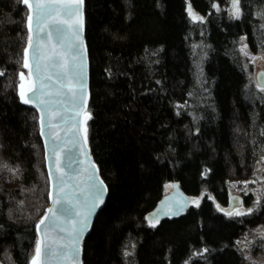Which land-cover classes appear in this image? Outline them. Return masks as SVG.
Instances as JSON below:
<instances>
[{
    "label": "trees",
    "instance_id": "trees-1",
    "mask_svg": "<svg viewBox=\"0 0 264 264\" xmlns=\"http://www.w3.org/2000/svg\"><path fill=\"white\" fill-rule=\"evenodd\" d=\"M84 3L87 136L109 192L83 264H246L237 239L264 227V199L236 217L216 205L264 154V92L239 51L241 37L252 52L264 44V0H241L239 19L231 0ZM28 14L21 0H0V264H31L50 205L39 116L18 94ZM172 182L198 206L150 223Z\"/></svg>",
    "mask_w": 264,
    "mask_h": 264
},
{
    "label": "water",
    "instance_id": "water-1",
    "mask_svg": "<svg viewBox=\"0 0 264 264\" xmlns=\"http://www.w3.org/2000/svg\"><path fill=\"white\" fill-rule=\"evenodd\" d=\"M36 2L30 0L32 8L25 5L31 17L24 54L28 76L22 75L18 90L21 102L39 116V135L50 182V205L40 219L44 223L39 221V228L36 225L35 249H41L40 264H83L85 239L109 192L87 136L91 113L85 3L40 0L49 5L51 13L38 20ZM65 9H71L73 14L67 15ZM262 73L264 70L256 75L259 88L264 87ZM24 99L29 103H24ZM170 187L172 191L163 195L147 215L150 223L176 218L190 209L192 198L178 182H172ZM242 203L240 196L233 195L225 211L238 210Z\"/></svg>",
    "mask_w": 264,
    "mask_h": 264
},
{
    "label": "rangeland",
    "instance_id": "rangeland-1",
    "mask_svg": "<svg viewBox=\"0 0 264 264\" xmlns=\"http://www.w3.org/2000/svg\"><path fill=\"white\" fill-rule=\"evenodd\" d=\"M192 13L200 17L197 13L193 11ZM197 21H203V20L197 19ZM245 45L247 47H245ZM241 49H244V51L248 52L249 55L245 56L244 53L241 51ZM239 51L241 53L242 62H244L246 73L248 74L249 83L252 84L254 87L259 88L258 84L256 83V75L258 71L264 70V44L261 46L258 52H252V50L249 49L247 41L245 39L243 40L241 39L239 45ZM23 74H25L26 77L28 76V72L25 69V65H24V70H22L20 74V78H19L20 85L22 84L21 77ZM185 106L187 107V105ZM262 156H264V154H262L257 160L258 162L253 171L254 173L248 179L228 182V190H227L228 200L231 196L237 195L240 196L243 201L241 207L235 211L248 213V209L251 208L252 212H254L261 206V202L264 199V159H261ZM244 181H255V182L245 184L243 183ZM165 187H166L165 189L166 193L172 191V187H170V185H166ZM245 199H247L249 205H245L244 203ZM193 201L194 200H192V203H194ZM227 206L228 204L224 206H220L219 204L216 205L218 210L222 211L224 214L227 213L225 211V209L228 208ZM235 211L228 212L233 214L227 216L236 217L237 215L234 214ZM251 213H248L246 215H250ZM237 240H238L237 248L242 253L246 264H264V227L263 226L255 225L247 228Z\"/></svg>",
    "mask_w": 264,
    "mask_h": 264
},
{
    "label": "snow or ice",
    "instance_id": "snow-or-ice-1",
    "mask_svg": "<svg viewBox=\"0 0 264 264\" xmlns=\"http://www.w3.org/2000/svg\"><path fill=\"white\" fill-rule=\"evenodd\" d=\"M21 2L26 5L28 8H32L33 5L32 3H30V0H21ZM79 3H82L83 0H78ZM232 2V14L235 16L236 19H239L240 18V15H241V0H231ZM213 7H216L215 5H213ZM35 10L37 12V19L40 20L41 18H45L47 17L48 15H50L51 13V9L49 7L48 4L46 3H42L40 2V0H37L36 4H35ZM67 15L71 16L73 14L72 10L71 9H65ZM189 14L192 15L193 19L194 20H197V19H202L198 16H196L194 13H192V10H191V7L189 6ZM31 20V17H29V21ZM241 39H245L244 37H241ZM245 47H247L245 45ZM241 51L244 53L245 56H248L249 53L244 51V49H241ZM25 67H27V64H25ZM0 75H2V73H0ZM82 75V74H81ZM262 75H264V73H262ZM261 91L264 92V87L261 88ZM24 103H29V100L27 99H24L23 100ZM91 117H89L90 119ZM261 135H264V130L261 131ZM261 159H264V156L261 157ZM4 167H7L6 165ZM9 171H13L12 169H9ZM255 181H244L243 183L245 184H248V183H254ZM194 203L199 204L198 201H193ZM238 201H234V204H237ZM49 211H51V209H49ZM179 211V209H178ZM252 212V209H248V213H251ZM248 213H245V212H241V211H235V215L237 216H243V215H246ZM226 215H232L233 213H225ZM44 219H47V217H45ZM44 221L41 220L40 221V224H43ZM40 225H37V227L39 228ZM155 225H153L154 227ZM86 227V225H85ZM83 229H81L82 231ZM74 243V242H73ZM40 251L41 249L39 247H37V249L35 250V254H34V257L32 259V264H40V260L38 259V257L40 256ZM203 251H207V249H204ZM125 255H130V253H125ZM185 264H188V262H185Z\"/></svg>",
    "mask_w": 264,
    "mask_h": 264
}]
</instances>
